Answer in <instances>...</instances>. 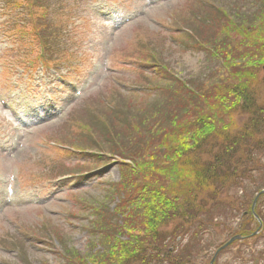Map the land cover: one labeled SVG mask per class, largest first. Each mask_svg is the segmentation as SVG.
I'll list each match as a JSON object with an SVG mask.
<instances>
[{"label":"rangeland","instance_id":"obj_1","mask_svg":"<svg viewBox=\"0 0 264 264\" xmlns=\"http://www.w3.org/2000/svg\"><path fill=\"white\" fill-rule=\"evenodd\" d=\"M207 2L211 9L202 6ZM126 17L131 22L121 25ZM228 21L232 28L223 33ZM182 26L188 32L174 30ZM33 30L42 40L31 39ZM263 30L264 0H0V93L8 104L19 95L27 109H37L35 121L18 132L17 120L0 104V140L9 144H0V191L10 185L9 194L19 188L23 197L38 196L31 201L36 206L0 203V264H117L106 255L120 225L114 207L120 211L124 165L116 158L156 146L157 132L163 135L171 119L180 130L191 118L183 108L216 114L201 93L222 79L228 54L249 48V32L262 36ZM39 47L44 64L31 63ZM228 114L215 125L240 127L246 119ZM69 145V153L59 151ZM262 177L256 172L244 187L228 191L230 200L238 196L234 210L195 225L171 246L180 249L196 233L189 264H209L214 255V264H264ZM244 193L263 217L250 224L251 234H235L218 251L231 238L226 229L243 221ZM6 198L0 192V201Z\"/></svg>","mask_w":264,"mask_h":264},{"label":"trees","instance_id":"obj_2","mask_svg":"<svg viewBox=\"0 0 264 264\" xmlns=\"http://www.w3.org/2000/svg\"><path fill=\"white\" fill-rule=\"evenodd\" d=\"M230 23L221 27L223 33L231 30ZM246 29L239 32L244 34ZM249 33V48L242 54L237 51L236 56L234 52L228 54L221 63L225 69L222 79L201 93L207 107L216 109L221 117L217 112L199 114L196 107L183 108L180 113L191 118L179 126L180 130L170 118L171 127L165 128L163 135L157 132L156 146L149 147L148 143L149 148L141 153L124 151L129 162L121 170V205L120 211L119 205L114 207V213L120 220L117 233L126 232L127 239L114 238L112 253L106 254L111 263L189 264L196 233L189 234L188 243L178 250L169 242L181 238L195 225L205 226L215 215L234 210L238 196L230 200L227 192L244 187V180L250 175L259 172L264 181V35L260 36L259 31ZM194 94L198 95L193 91L191 95ZM229 111L246 118L242 126L231 121L227 128L217 127L216 121ZM262 189L264 182L257 193ZM223 191L225 195L221 194ZM241 196L245 201L239 200L247 212L238 228L226 229L230 237L251 234L250 224L258 225L251 211L254 197L249 198L246 193ZM254 212L263 217L257 206ZM169 225L172 228L167 229Z\"/></svg>","mask_w":264,"mask_h":264},{"label":"water","instance_id":"obj_3","mask_svg":"<svg viewBox=\"0 0 264 264\" xmlns=\"http://www.w3.org/2000/svg\"><path fill=\"white\" fill-rule=\"evenodd\" d=\"M261 192L264 193V190H262ZM252 209H253V205H252ZM235 238H238V236L232 237L227 243H225L222 247H220V248L218 249V251L221 250L222 248H224L225 246H227L228 244H230ZM218 251H217V252H218ZM214 258H215V257H213V259H212V261H211L210 264H213V260H214Z\"/></svg>","mask_w":264,"mask_h":264},{"label":"bare ground","instance_id":"obj_4","mask_svg":"<svg viewBox=\"0 0 264 264\" xmlns=\"http://www.w3.org/2000/svg\"><path fill=\"white\" fill-rule=\"evenodd\" d=\"M28 194H29V193H28ZM29 195H30V197L32 196V194H29ZM47 206H48V205H47ZM47 206H46V207H47ZM22 209H23V208H22Z\"/></svg>","mask_w":264,"mask_h":264}]
</instances>
